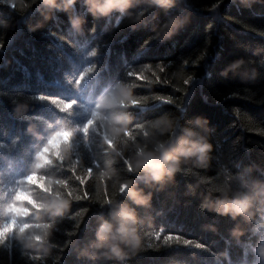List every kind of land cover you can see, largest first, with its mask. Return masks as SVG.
<instances>
[{"label":"trees","instance_id":"obj_1","mask_svg":"<svg viewBox=\"0 0 264 264\" xmlns=\"http://www.w3.org/2000/svg\"><path fill=\"white\" fill-rule=\"evenodd\" d=\"M55 4L0 0V211L30 194L29 215L0 216V228L12 225L0 264H264V0H129L107 15L88 0ZM102 99L117 103L98 108ZM163 119L171 133L153 127ZM61 126L74 130L67 158L27 184ZM113 127L125 131L113 139ZM189 131L211 145L204 163L181 158L161 182L129 171L139 152L175 148ZM129 182L147 205L120 191ZM244 196L251 219L203 207ZM53 198L69 201L63 216L41 207ZM123 207L140 247L104 258L110 242L97 251V230ZM40 224L50 225L44 240Z\"/></svg>","mask_w":264,"mask_h":264},{"label":"clouds","instance_id":"obj_2","mask_svg":"<svg viewBox=\"0 0 264 264\" xmlns=\"http://www.w3.org/2000/svg\"><path fill=\"white\" fill-rule=\"evenodd\" d=\"M75 0H66V7L73 4ZM92 5L90 10L93 14L99 13L100 15H107L113 10L123 11L129 4V0H88ZM152 2L161 7H171L174 0H152ZM45 3L51 4L58 7L55 4V0H45ZM79 22L74 21L73 26L78 27ZM244 62L238 61L230 66L223 75H227V71L235 70L240 67ZM117 103L116 101L102 99L100 104L97 106L101 107H112ZM71 107V105H69ZM95 116V113L93 114ZM127 121V117L124 118ZM126 127V124H125ZM125 127H113L111 129L112 137L115 139L120 135L121 132L125 131ZM161 135L165 133H171L174 130V124L172 121L163 119L158 120L153 124ZM188 139H182L179 141L175 148H166L164 144L157 145L154 151H141L137 154L134 161V168L129 167V171H135L137 173L144 172L146 175L150 176L152 180L156 182H161L166 176L170 177L174 172L179 170V165L181 158L185 160L195 159L197 163H204L207 160V153L211 150V145L192 139L196 134L189 131L187 133ZM74 139V130L69 129L67 126H61L58 130L53 131L46 140V144L37 150L35 155V163L32 169L33 174L27 177L26 183L29 185H34L37 183V177L35 173L47 165H51L54 160L66 159L68 152L71 147V142ZM107 142V141H106ZM109 147L112 144L109 143ZM102 176H107V173H102ZM51 184V182H50ZM43 187L42 185H40ZM127 191L128 197L137 205H147L150 197H145L142 193L135 190L134 186L129 182L121 186L120 191ZM30 194L25 192H19L15 196V200L21 202L18 207H9L7 210L0 211V216L10 217L13 222L16 221L17 217L23 218L29 215V210L23 204V201L29 199ZM253 197L244 196L242 198L234 200H220L217 201L215 205L206 202L203 207L209 208L210 210L216 211L221 215H231L233 218L236 216H246L249 219L252 218V207H253ZM109 203V201H105ZM69 201L67 199L53 198L50 201L41 205V207L46 211L51 213L53 216H63L69 208ZM36 207V205H32ZM118 217V221L113 223L111 221H104L96 233V238L99 243L94 247L97 251L104 247L106 242H110L108 251L102 252L101 256L104 258H116L123 260L126 258V252L121 248L124 245L132 251L133 254L140 247V240L137 235V218L133 211L129 210L127 207L120 209L118 213L115 214ZM39 219V217H37ZM26 226V225H25ZM36 227L39 228V238L44 240L49 235V224H40ZM12 231V225L5 224L0 228V242ZM24 227H20L18 238L23 239ZM33 236L37 233L34 231ZM31 239V237H30ZM261 257H264V244L258 249ZM92 258H99L96 252H93Z\"/></svg>","mask_w":264,"mask_h":264},{"label":"bare ground","instance_id":"obj_3","mask_svg":"<svg viewBox=\"0 0 264 264\" xmlns=\"http://www.w3.org/2000/svg\"><path fill=\"white\" fill-rule=\"evenodd\" d=\"M260 172V171H259ZM262 173V172H261Z\"/></svg>","mask_w":264,"mask_h":264}]
</instances>
